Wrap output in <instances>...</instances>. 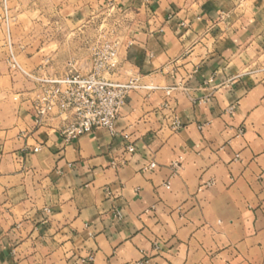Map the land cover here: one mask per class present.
Returning <instances> with one entry per match:
<instances>
[{
    "label": "crops",
    "instance_id": "1",
    "mask_svg": "<svg viewBox=\"0 0 264 264\" xmlns=\"http://www.w3.org/2000/svg\"><path fill=\"white\" fill-rule=\"evenodd\" d=\"M48 1L68 37L49 54L15 45L27 72H85L75 39L112 1L124 34L111 79L180 87L131 91L115 135L65 142L60 119L35 123L33 83L0 62V264H264V0Z\"/></svg>",
    "mask_w": 264,
    "mask_h": 264
},
{
    "label": "built area",
    "instance_id": "2",
    "mask_svg": "<svg viewBox=\"0 0 264 264\" xmlns=\"http://www.w3.org/2000/svg\"><path fill=\"white\" fill-rule=\"evenodd\" d=\"M2 2V22L6 35V65L13 73H18L27 78L34 85L32 112L37 125L47 123L52 118L61 121L60 135L65 142H70L78 137L93 132L96 129H107L115 135L114 125L119 117L126 97L129 92L142 90L147 93L163 91L166 97L180 86L160 87L153 83L140 84L138 78H129L125 82L113 81L111 77L119 69V53L122 43L118 40L102 39L89 47V66L85 72L76 67L75 62H68L69 69L60 76H43L27 72L19 63L10 41L7 0ZM107 7L115 10L116 5L109 1ZM232 108L229 109V112ZM180 124L172 123V128L177 130ZM127 139V136H124ZM134 147L127 145L125 153L131 154ZM126 159H121L117 166H121ZM150 164L147 169H154ZM175 171L179 168L174 164ZM168 189V184L166 185ZM115 216H119L115 214ZM94 257L89 255L80 259L81 264H93ZM136 264H145L139 261Z\"/></svg>",
    "mask_w": 264,
    "mask_h": 264
},
{
    "label": "rangeland",
    "instance_id": "3",
    "mask_svg": "<svg viewBox=\"0 0 264 264\" xmlns=\"http://www.w3.org/2000/svg\"><path fill=\"white\" fill-rule=\"evenodd\" d=\"M8 11L10 15L9 21V29H10V41L12 43L13 51L16 54V57L22 66L20 61V55L23 51L16 53L15 45H20V43L26 41L35 43L37 40L42 41L44 44V52L49 54L53 51V42H61L62 40L65 42L68 35L57 34L55 27L58 26V17L55 11V3L48 0H25L23 2L15 1V0H7ZM21 10L27 12V18L20 17ZM2 2L0 0V62L4 63L6 68L8 69L5 59H6V35L4 31V25L2 22ZM95 15V17H94ZM92 18L87 19V22L83 23L89 27V31L85 34H80L79 37L83 36L85 40H78L77 43H87L89 48L91 45L96 44L98 41H101L103 38L107 40H115L118 39L122 43L123 31H122V19H123V11L116 7L115 10H110L108 7L98 9ZM38 25V29L42 28L43 32H39L40 30H36V26ZM32 27V28H31ZM24 28L31 29V32L26 34ZM82 39V37H81ZM80 47L81 45H77ZM83 47V46H82ZM89 53V52H88ZM24 57V55H23ZM23 62V61H22ZM23 67V66H22ZM24 68V67H23ZM67 71L69 69L68 66H58L52 64H45L44 66H40L37 71L40 73L44 71H49L51 73L58 72L59 69H64ZM78 68V67H77ZM4 67L0 66V72H3ZM81 70V69H80ZM9 72H11L8 69ZM82 71V70H81ZM12 74H18L13 73ZM42 74V73H41ZM43 76H52L50 74H44ZM5 82H0V89L5 87Z\"/></svg>",
    "mask_w": 264,
    "mask_h": 264
}]
</instances>
